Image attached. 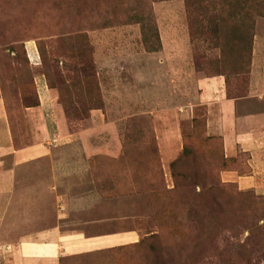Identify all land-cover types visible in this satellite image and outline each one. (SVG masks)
<instances>
[{"label":"rangeland","instance_id":"374dc122","mask_svg":"<svg viewBox=\"0 0 264 264\" xmlns=\"http://www.w3.org/2000/svg\"><path fill=\"white\" fill-rule=\"evenodd\" d=\"M253 1L251 13L261 7ZM251 15L243 18L240 0H0V144L4 125L15 150L50 149L16 166L2 156L0 247L54 224L58 190L90 176L100 188L110 174L129 176L139 193L131 214L146 236L157 232L143 242L139 264H264V173L251 179L257 189L235 182L251 172L249 154L235 151L230 170L220 171L224 148L199 143L209 183L202 171L194 184L187 178L194 134L203 120L207 128L201 79L224 73L229 96H254L240 100L242 113L264 110V17ZM240 19L252 27L251 52L238 63ZM45 63L59 78L41 72ZM84 64L86 75L74 76ZM41 80L62 109L66 137L51 112L29 110L41 106ZM58 81L60 89L51 85Z\"/></svg>","mask_w":264,"mask_h":264},{"label":"crops","instance_id":"0c3cea01","mask_svg":"<svg viewBox=\"0 0 264 264\" xmlns=\"http://www.w3.org/2000/svg\"><path fill=\"white\" fill-rule=\"evenodd\" d=\"M252 74L254 80V73ZM225 82L223 76L200 80V99L207 107V134L221 136L225 157L235 155L237 150L249 154L247 163L251 172L247 175L236 172L235 182L243 185V188H255L256 184L251 179L260 171L261 174L264 173V110L242 113L238 105L240 100L254 96L229 98ZM40 98L41 106L29 110L37 113L44 110L51 112L49 116L57 125L60 131L58 134L62 138L66 137L62 109L54 103L55 94L42 80ZM258 98L261 99L262 96ZM214 110H217L216 114ZM0 119L6 121L5 106L1 98ZM2 130L6 137L0 144V168L3 155H13V165L16 166L50 153V149L43 144L15 150L10 144L9 130L4 125ZM85 164L88 168L91 167L88 161H75L70 165L81 167ZM58 165L69 164L59 161ZM58 178L60 183L61 177ZM103 183L105 182H100ZM74 184H80V187L68 186L56 193L58 208L54 224L22 237L16 246L6 244L0 247L2 264H134L136 261L139 264V252L143 249L146 235L138 225L139 216H133L130 211L131 199L139 197V193L131 185L129 176L109 174L105 185L100 188L92 176ZM132 253L137 254V260H130Z\"/></svg>","mask_w":264,"mask_h":264},{"label":"trees","instance_id":"16d2710c","mask_svg":"<svg viewBox=\"0 0 264 264\" xmlns=\"http://www.w3.org/2000/svg\"><path fill=\"white\" fill-rule=\"evenodd\" d=\"M263 1L264 0H257V2L256 1H253L252 2V3H254V5L256 3H260V6L261 7L258 10H256L255 12H257V14L260 15V16H262V17H264V2ZM247 2H250V0H240V11L243 14V18L249 17L251 14L253 15L255 13V12L254 13L253 12L251 13V10L248 8L249 7L248 5L251 4V3H248L247 4ZM187 7H188V5H187ZM219 20H222V17H219V19L217 21H219ZM234 25H235V30L239 32V33H236V38H240V40H237L238 61H239L238 63H240L242 56H248V57H250V52H251V42H250L251 35H248V33H249V31H251L252 27H246L244 25V20L243 19L238 20L237 22L234 23ZM242 39H243L244 42L240 44V41ZM157 47H159V43L157 45L152 46L150 49L151 50H156ZM39 50L41 51L42 54H45L46 55V52L47 51L45 50V48L43 47V45H41V44L39 45ZM87 65L84 64L81 69H78L77 66L74 67V72H73L74 74L73 75L74 76H77L79 74H85L86 75V73H87ZM249 65H250V58L248 59V64L246 65V69L249 68ZM234 66H235V64H234ZM51 69H52L51 66L49 64L45 63L44 68H43V70L41 72L44 73V74H46L48 78H52L50 75H53L54 77H58V76H56V74H52ZM235 70H236V66H235ZM220 75H224L226 77L225 80L227 82V75L224 74V73H219L218 76H220ZM88 77L90 78L91 76H88ZM52 79H56V78H52ZM51 85L52 86L56 85V87H58L60 89L61 85H63V84L58 81L56 84L51 83ZM227 92H228V90H227ZM227 97L234 98V97L229 96L228 94H227ZM36 105H34V106H36ZM31 106H33V105H29L28 107H31ZM5 110H6V107H5ZM6 114H7V111H6ZM205 127H206L205 126V120H203V127H202L203 130L200 132L201 135L200 136L198 135L199 134V131L195 132V134H194L195 135L194 138L197 139L195 141V143L197 144V146H195V147L192 146V148H191L192 149L191 150V153L192 154H191V161H190L191 163H190V166H192V169L190 171V175L188 174L187 178H188L189 182H192L193 184H194L195 181H197V179L195 180V177H196V175L199 174L200 171H202V176H203V180H200V182L202 183V185H204L206 183H209V181H207V179L205 177L206 173L209 171V164H208L209 155L205 151H203L202 149H200L198 147V144L199 143L200 144H203V146L207 148L208 145H209V143L215 140V141L218 142V144H220V146L223 149V141H222V138L221 137H215L214 138L213 136L208 135L207 134V128L205 129ZM222 163L224 164L223 167L226 166V168L221 169L220 171L230 170V167H231L230 165L234 163V160L228 159L223 154ZM197 170H199V171H197ZM204 192H206V191H204ZM156 215H157V213L155 214V216ZM156 234H157V232H155V234L152 233L151 235H149V236L147 235V236L148 237H154ZM147 236H145V238L143 239V242H145Z\"/></svg>","mask_w":264,"mask_h":264}]
</instances>
